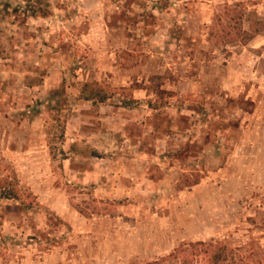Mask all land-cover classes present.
<instances>
[{
	"label": "rangeland",
	"instance_id": "374dc122",
	"mask_svg": "<svg viewBox=\"0 0 264 264\" xmlns=\"http://www.w3.org/2000/svg\"><path fill=\"white\" fill-rule=\"evenodd\" d=\"M102 104L145 113L131 198L67 144ZM0 264H264V0H0Z\"/></svg>",
	"mask_w": 264,
	"mask_h": 264
},
{
	"label": "crops",
	"instance_id": "0c3cea01",
	"mask_svg": "<svg viewBox=\"0 0 264 264\" xmlns=\"http://www.w3.org/2000/svg\"><path fill=\"white\" fill-rule=\"evenodd\" d=\"M98 112H103L104 131H98L93 121L85 118V126L78 128L76 134L66 133L67 144L76 142L78 173L86 182L96 184V194L100 199L131 198L142 192V185L153 182L149 173V154L136 144H140L146 136L144 112L139 108H114L102 104ZM119 120V122H116ZM117 130L122 133L124 142L129 144L116 147V152L108 154L106 145L109 142L108 130ZM135 128L140 129V137L132 136ZM104 144V145H101ZM85 148L84 155L79 154ZM121 150V151H120Z\"/></svg>",
	"mask_w": 264,
	"mask_h": 264
},
{
	"label": "trees",
	"instance_id": "16d2710c",
	"mask_svg": "<svg viewBox=\"0 0 264 264\" xmlns=\"http://www.w3.org/2000/svg\"><path fill=\"white\" fill-rule=\"evenodd\" d=\"M95 89L92 88V84L85 83L82 88V96L85 100H96L98 102H103L108 99L107 95H101L100 88L101 86L95 83ZM140 89L139 87H136Z\"/></svg>",
	"mask_w": 264,
	"mask_h": 264
}]
</instances>
